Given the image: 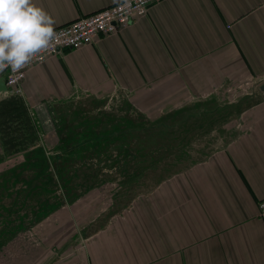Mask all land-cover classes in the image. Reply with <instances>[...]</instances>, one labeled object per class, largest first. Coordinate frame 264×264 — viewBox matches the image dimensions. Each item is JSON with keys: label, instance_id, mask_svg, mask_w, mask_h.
<instances>
[{"label": "crops", "instance_id": "obj_1", "mask_svg": "<svg viewBox=\"0 0 264 264\" xmlns=\"http://www.w3.org/2000/svg\"><path fill=\"white\" fill-rule=\"evenodd\" d=\"M117 1L33 0L54 27ZM263 83L264 0H156L117 32L30 67L21 94L36 113L116 97L164 129L211 120L216 144L130 201L101 187L54 208L2 264H264ZM10 92L0 79V97Z\"/></svg>", "mask_w": 264, "mask_h": 264}, {"label": "rangeland", "instance_id": "obj_2", "mask_svg": "<svg viewBox=\"0 0 264 264\" xmlns=\"http://www.w3.org/2000/svg\"><path fill=\"white\" fill-rule=\"evenodd\" d=\"M29 105L21 93L0 97V264L10 241L54 208L101 187L130 201L216 144L211 120L164 129L162 117L151 124L116 97L81 95L37 113Z\"/></svg>", "mask_w": 264, "mask_h": 264}, {"label": "clouds", "instance_id": "obj_3", "mask_svg": "<svg viewBox=\"0 0 264 264\" xmlns=\"http://www.w3.org/2000/svg\"><path fill=\"white\" fill-rule=\"evenodd\" d=\"M55 24L33 0H0V72H19L59 43Z\"/></svg>", "mask_w": 264, "mask_h": 264}, {"label": "built area", "instance_id": "obj_4", "mask_svg": "<svg viewBox=\"0 0 264 264\" xmlns=\"http://www.w3.org/2000/svg\"><path fill=\"white\" fill-rule=\"evenodd\" d=\"M156 0H119L91 14L78 17L68 23L55 27L59 43L44 53L38 54L33 62L19 72L11 68L0 72V79L11 88V93H22V82L30 67L45 61L63 49H75L93 43L101 34L117 32L139 17L148 13L151 3ZM260 216L264 217V199L258 201Z\"/></svg>", "mask_w": 264, "mask_h": 264}, {"label": "water", "instance_id": "obj_5", "mask_svg": "<svg viewBox=\"0 0 264 264\" xmlns=\"http://www.w3.org/2000/svg\"><path fill=\"white\" fill-rule=\"evenodd\" d=\"M261 89H263V90H264V83L261 85Z\"/></svg>", "mask_w": 264, "mask_h": 264}]
</instances>
